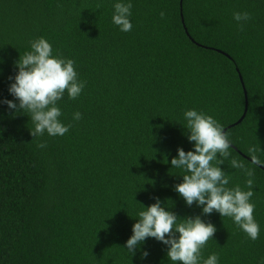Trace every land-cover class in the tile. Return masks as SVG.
I'll return each instance as SVG.
<instances>
[{
  "label": "trees",
  "instance_id": "trees-1",
  "mask_svg": "<svg viewBox=\"0 0 264 264\" xmlns=\"http://www.w3.org/2000/svg\"><path fill=\"white\" fill-rule=\"evenodd\" d=\"M113 2L0 0V100L14 99L15 61L40 36L86 81L76 100L65 93L59 102L71 125L63 136L34 138L30 117L0 103V264H172L154 238L133 256L124 248L138 219L131 215L157 197L178 217L215 224L203 258L264 264V166L249 151L264 158V0H132L129 32L112 23ZM237 11L251 14L243 28ZM245 89L248 111L235 124ZM189 108L218 120L232 157L254 170L258 239L174 190L183 177L170 161L194 143L182 124ZM229 165H221L229 186L247 190L248 177Z\"/></svg>",
  "mask_w": 264,
  "mask_h": 264
},
{
  "label": "clouds",
  "instance_id": "clouds-1",
  "mask_svg": "<svg viewBox=\"0 0 264 264\" xmlns=\"http://www.w3.org/2000/svg\"><path fill=\"white\" fill-rule=\"evenodd\" d=\"M112 7V23L121 32L131 31L132 0H114ZM160 15L164 18L165 12L161 11ZM233 19L243 28L251 19V14L237 11L233 13ZM15 66L18 71L9 77L11 83L8 89L14 99L5 97L0 103L30 117L34 125L31 128L34 138L45 133L52 137L65 135L71 125L61 119L63 113L59 102L65 93L69 99L76 100L86 86V81L79 78L74 60L54 54L49 40L40 36L31 41L30 50L20 55ZM81 118L79 111L73 114L74 120ZM182 124L187 129V139L194 143L188 151L179 147L178 154L170 161L172 169L179 170L183 177L174 190L188 206L195 203L201 207L204 215L215 211L223 218L229 217L249 239H258L260 225L255 219V205L252 202L254 170L232 157L229 135L212 115L189 108L183 112ZM38 147L44 148L46 143L41 142ZM249 151L252 164L264 166V158L257 154L259 150L253 147ZM229 159L231 168L242 170L248 177L247 190L239 184L229 186L230 176L221 167ZM141 204L142 209L131 215L138 219L124 246L131 256L142 248L148 238H154L167 246V257L172 264H219L217 253L207 258L202 256V249L217 231L215 224L206 222L201 215L178 217L158 197L150 206ZM148 255V250L143 249L142 257Z\"/></svg>",
  "mask_w": 264,
  "mask_h": 264
},
{
  "label": "water",
  "instance_id": "water-1",
  "mask_svg": "<svg viewBox=\"0 0 264 264\" xmlns=\"http://www.w3.org/2000/svg\"><path fill=\"white\" fill-rule=\"evenodd\" d=\"M183 2V0H181V3ZM240 77H241V80L243 82V85H244V80H243V77L242 75L240 74ZM245 95H246V106H245V112L244 114L242 115V117L235 123V124H239L246 116L247 114V111H248V107H249V100H248V93H247V90L245 89Z\"/></svg>",
  "mask_w": 264,
  "mask_h": 264
}]
</instances>
